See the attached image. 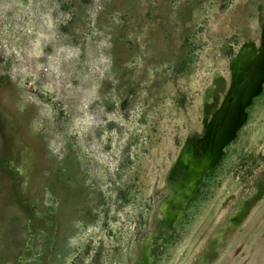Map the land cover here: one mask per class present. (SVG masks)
Segmentation results:
<instances>
[{
    "label": "rangeland",
    "instance_id": "374dc122",
    "mask_svg": "<svg viewBox=\"0 0 264 264\" xmlns=\"http://www.w3.org/2000/svg\"><path fill=\"white\" fill-rule=\"evenodd\" d=\"M264 0H0V264H263Z\"/></svg>",
    "mask_w": 264,
    "mask_h": 264
},
{
    "label": "bare ground",
    "instance_id": "6f19581e",
    "mask_svg": "<svg viewBox=\"0 0 264 264\" xmlns=\"http://www.w3.org/2000/svg\"><path fill=\"white\" fill-rule=\"evenodd\" d=\"M263 264H264V262H263Z\"/></svg>",
    "mask_w": 264,
    "mask_h": 264
}]
</instances>
